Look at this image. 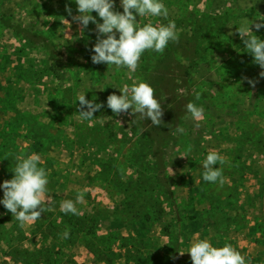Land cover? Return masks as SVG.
Segmentation results:
<instances>
[{
    "label": "rangeland",
    "instance_id": "obj_1",
    "mask_svg": "<svg viewBox=\"0 0 264 264\" xmlns=\"http://www.w3.org/2000/svg\"><path fill=\"white\" fill-rule=\"evenodd\" d=\"M162 2L167 18L137 22L174 21L178 42L146 50L130 72L92 63L96 26L80 31L75 0H0V185L17 156L35 153L51 197L23 226L0 204V264H191L194 238L229 243L246 264L264 260V69L237 33L245 19L264 23V0ZM114 10L123 12L120 0ZM134 80L154 89L159 126L107 107ZM80 95L104 104L91 121L79 116ZM189 102L204 108L202 120ZM210 150L224 158L214 165L223 184L203 180ZM64 200L79 214L63 213Z\"/></svg>",
    "mask_w": 264,
    "mask_h": 264
},
{
    "label": "clouds",
    "instance_id": "obj_2",
    "mask_svg": "<svg viewBox=\"0 0 264 264\" xmlns=\"http://www.w3.org/2000/svg\"><path fill=\"white\" fill-rule=\"evenodd\" d=\"M75 3L79 15L73 16L72 19L80 25V31L83 32L90 22L96 26V43L91 49L94 52V55L91 56L93 64L106 63L115 65L117 68L126 67L130 72H135L138 62L146 50L163 53L169 41L178 42L174 21L158 26H153L152 23L140 25L137 22V15L139 17L150 15L167 18L168 9L162 0H120L122 13L114 10L115 0H75ZM65 10L69 16L72 15L71 8L66 6ZM93 12L98 14L102 23L97 22L96 17L92 15ZM254 23L245 19L237 28V33L247 52L254 58V63L264 69V40L251 32L250 25ZM262 27H264V23H255L257 31ZM117 33L119 34L118 38ZM259 75L264 78V71ZM243 79L255 87L256 81L247 77ZM120 92L122 95L119 96L114 93L108 95L106 101L107 107L116 116L129 113L131 110V115L139 114L141 118L150 120L154 126H159L162 123L161 103L154 97V89L148 83L134 80L131 86L125 84ZM199 98L200 96L197 94L196 99ZM79 105L77 110L79 116L82 120L87 121H91L94 118L93 114L104 107L103 103L87 100L85 95L79 96ZM186 109L194 120L204 118L202 106L189 102ZM176 131L182 133L184 130L178 126ZM16 160L17 164L13 170L12 179L4 181L0 185L3 188V199L0 200V204H3L4 208L12 213L23 226L24 223L35 222L41 217L44 211L42 205L46 200L50 203L51 197L46 196V186L49 181L45 168L38 166L40 156L35 153L27 157L19 155ZM217 162L223 164L224 158L216 151L210 150L202 164V177L205 182L216 183L219 181L220 184H223L222 169L214 167ZM83 199L84 192L81 191L77 194L76 203H82ZM60 210L65 214H79L72 200L62 201ZM63 235L64 238H68L69 231L65 230ZM188 254L191 264H246L245 257L231 244L225 243L223 247H213L206 239L194 238L188 248Z\"/></svg>",
    "mask_w": 264,
    "mask_h": 264
},
{
    "label": "trees",
    "instance_id": "obj_3",
    "mask_svg": "<svg viewBox=\"0 0 264 264\" xmlns=\"http://www.w3.org/2000/svg\"><path fill=\"white\" fill-rule=\"evenodd\" d=\"M142 226H143V224L140 225V227H142ZM192 226H193V228H194L195 230L201 229V227H202L200 221H195V222L192 224Z\"/></svg>",
    "mask_w": 264,
    "mask_h": 264
},
{
    "label": "crops",
    "instance_id": "obj_4",
    "mask_svg": "<svg viewBox=\"0 0 264 264\" xmlns=\"http://www.w3.org/2000/svg\"><path fill=\"white\" fill-rule=\"evenodd\" d=\"M260 263H261V264H264V260H263V259H260Z\"/></svg>",
    "mask_w": 264,
    "mask_h": 264
}]
</instances>
